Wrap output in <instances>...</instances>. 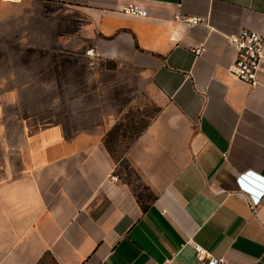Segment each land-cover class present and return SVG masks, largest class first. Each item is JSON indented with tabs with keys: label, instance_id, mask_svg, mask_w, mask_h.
<instances>
[{
	"label": "crops",
	"instance_id": "obj_1",
	"mask_svg": "<svg viewBox=\"0 0 264 264\" xmlns=\"http://www.w3.org/2000/svg\"><path fill=\"white\" fill-rule=\"evenodd\" d=\"M243 27L264 36V0H0V264H206L195 244L264 264V193L238 181L264 177ZM137 104L149 120L108 141Z\"/></svg>",
	"mask_w": 264,
	"mask_h": 264
},
{
	"label": "built area",
	"instance_id": "obj_2",
	"mask_svg": "<svg viewBox=\"0 0 264 264\" xmlns=\"http://www.w3.org/2000/svg\"><path fill=\"white\" fill-rule=\"evenodd\" d=\"M11 2H19L21 0H5ZM121 11L130 16L145 17L148 15V9L136 2H131L121 6ZM176 19H182L190 26L199 24L204 21L202 16H183L181 13L175 14ZM229 43L236 49L237 55L234 62L233 71L235 75L242 81L255 86L259 83V73L264 67V36L257 30L243 27L237 32L227 36ZM207 49L206 44L201 43L192 48L196 55H200ZM88 53L94 54L93 48L88 50ZM114 180H118V176H113ZM246 179L260 186L257 188L248 183ZM238 181L243 191L249 193L255 203H258L264 193V177L251 176L248 172H243L239 175ZM197 256L206 264H224V257L211 255L200 244H195Z\"/></svg>",
	"mask_w": 264,
	"mask_h": 264
},
{
	"label": "rangeland",
	"instance_id": "obj_3",
	"mask_svg": "<svg viewBox=\"0 0 264 264\" xmlns=\"http://www.w3.org/2000/svg\"><path fill=\"white\" fill-rule=\"evenodd\" d=\"M150 113H153L152 105H135L110 132L107 140L112 143H119V145H128L134 139L138 128L142 127L149 120L148 115ZM144 115L145 117H143Z\"/></svg>",
	"mask_w": 264,
	"mask_h": 264
}]
</instances>
